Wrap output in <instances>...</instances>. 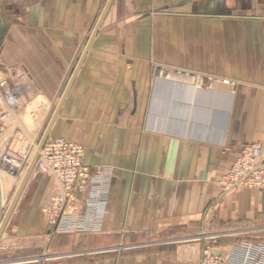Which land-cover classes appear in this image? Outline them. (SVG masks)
<instances>
[{"label":"crops","instance_id":"1","mask_svg":"<svg viewBox=\"0 0 264 264\" xmlns=\"http://www.w3.org/2000/svg\"><path fill=\"white\" fill-rule=\"evenodd\" d=\"M108 1L0 0V80L23 89L13 108L0 88V161L41 139ZM153 62L196 68L205 87L139 85ZM31 105L33 131L19 119ZM182 116L184 126H161ZM50 136L82 144L86 164L111 166L122 190L112 188L100 233L51 235L41 208L54 179L33 171L0 264H200L209 236L263 226L264 189L224 194L218 182L244 145L260 143L264 161V0H113ZM3 181L0 171V212ZM241 235L212 251L251 239H232Z\"/></svg>","mask_w":264,"mask_h":264},{"label":"built area","instance_id":"2","mask_svg":"<svg viewBox=\"0 0 264 264\" xmlns=\"http://www.w3.org/2000/svg\"><path fill=\"white\" fill-rule=\"evenodd\" d=\"M0 88L11 107L19 108L23 89L18 86L10 87L7 79L0 80ZM37 144L38 142L30 143L23 139L19 150H8L2 156L0 170L3 169L12 176L17 175ZM34 172L54 179L50 202L41 208L48 218L51 235H90L102 231L110 211L109 198L114 185L111 166L91 167L85 162V148L82 144L64 136H49L39 153ZM218 184L224 194L243 188L264 189L262 145H244ZM236 233L226 231L209 236L211 243L202 248L200 264H264V241L243 239L233 244L227 255L212 251L218 238Z\"/></svg>","mask_w":264,"mask_h":264},{"label":"rangeland","instance_id":"3","mask_svg":"<svg viewBox=\"0 0 264 264\" xmlns=\"http://www.w3.org/2000/svg\"><path fill=\"white\" fill-rule=\"evenodd\" d=\"M165 80V81H171V82H187L188 80H190L193 84V88L196 89V91L200 90L201 88L205 87V85H203L202 83H200L201 79H202V74L200 73V71L196 68H193V69H182V68H176V67H173L172 65H169L167 63H160V62H153L152 64V69L151 71L145 73V72H141L139 71L138 72V82H139V85L141 84H144V82H142V80ZM208 79H209V76H208ZM207 79V80H208ZM184 105V103L188 104L187 105V109L191 110L196 104H197V101L195 100L194 102H180ZM168 106H169V103H167ZM174 105V103H173ZM151 107V104H148L146 105V114H148V110L149 108ZM178 113V112H177ZM149 115V114H148ZM22 124L26 125L28 127V129L30 131H33L35 129V123H32L31 121H29V119H25L23 120L21 117H19ZM174 122L171 123V122H168L169 120L167 118L164 119L163 121V124L161 126H168V125H177L176 123H178L177 126H180L181 125H185L187 124L186 121H187V117L186 116H182L180 118H174ZM27 120V121H26ZM188 120H191V116L188 117ZM35 122V121H34ZM30 123L33 125H30ZM145 123V121H144ZM38 142V141H37ZM27 164V163H26ZM25 164V166H26ZM25 166H24V169H25ZM121 170V169H120ZM122 170L119 171L118 175L120 177H122V174H121ZM125 172V171H124ZM3 173V177H5L6 174L8 173ZM126 173V172H125ZM125 173L123 175H125ZM116 175V174H115ZM9 176V182L8 183H5V181H3V190H2V193L3 195H12V193H8L9 192V189H10V184H11V181H13L12 179V175ZM122 190V183L120 181H117L116 177H115V180H114V185H113V191L117 194H120ZM239 191V190H238ZM236 192V191H235ZM10 198V197H9ZM5 200H3L4 202ZM244 231H247V230H235L234 232H237L236 234L237 235H241L244 233ZM221 233V232H219ZM251 238L249 240H252V241H264V225L263 226H255V227H250L249 231L247 234H244V235H241L239 237L237 236H234L232 237V239H239V238ZM221 240V238H218L217 241ZM186 243H189V242H186Z\"/></svg>","mask_w":264,"mask_h":264},{"label":"water","instance_id":"4","mask_svg":"<svg viewBox=\"0 0 264 264\" xmlns=\"http://www.w3.org/2000/svg\"><path fill=\"white\" fill-rule=\"evenodd\" d=\"M112 1L113 0H109L108 1V3L106 5V7H105L100 19H99V21H98V23H97V25H96L91 37H90V39L88 41V44H87V46H86V48L84 50V53H83L78 65H77V67H76V69H75V71H74V73H73V75H72V77H71V79L69 81V84H68V86H67V88H66V90H65V92H64V94H63V96L61 98V101L59 102V104H58V106H57V108H56V110H55V112L53 114V117L50 120V122H49V124H48V126H47V128H46V130H45L40 142H39V146H38V150L39 151L36 152V154L34 155L32 161H31V163H30V165H29V167H28V169H27V171L25 173L23 181H22V183H21V185H20V187H19V189H18V191L16 193V196L14 197V199H13V201H12L10 207H9V210H8L7 214H6L3 222L0 225V237H1V234H2L3 230L5 229V227L7 225V222L9 220V218H10V216H11V214H12L14 208H15V206H16V203H17V201L19 199V196L21 195V192L23 191V188L25 187L29 177L33 173V169H34L35 163H36V161L38 159L39 153L42 150V148L44 147L46 141L48 140V138L50 136L52 127L54 125V122H55V120H56V118H57V116H58V114H59V112H60V110H61V108H62V106H63V104H64V102H65V100L67 98V96H68V94H69V91H70V89H71V87H72V85H73V83L75 81V78H76V76H77V74H78V72H79V70H80V68H81V66H82L87 54H88V51L91 48V45H92L97 33L99 32V29H100V27H101V25L103 23V20H104V18L106 16L111 4H112Z\"/></svg>","mask_w":264,"mask_h":264},{"label":"bare ground","instance_id":"5","mask_svg":"<svg viewBox=\"0 0 264 264\" xmlns=\"http://www.w3.org/2000/svg\"><path fill=\"white\" fill-rule=\"evenodd\" d=\"M32 105L29 107V109H28V113H27V116H25V117H27L26 119L28 120L29 119V121H31L32 122V119H31V115H30V113H31V110H32ZM57 108V107H56ZM56 110V109H55ZM55 112V111H54ZM26 120V121H27ZM30 125H32L31 123H30ZM33 126V125H32ZM44 134V133H43ZM43 136V135H42ZM42 138V137H41ZM41 140V139H40ZM40 140L38 141V144H37V146L33 149V151H32V154H31V156H30V158H29V160L27 161V164H26V166H25V169H24V172H23V174H22V176L20 177V179H19V181H18V183H16L17 184V186H16V188H15V190H14V192L12 193V195L10 196V198L8 199V200H6V201H2V210H1V212H0V225H1V223L3 222V220H4V218H5V216H6V214H7V212H8V210H9V207H10V205H11V203H12V201H13V199H14V197L16 196V193H17V191H18V189H19V187H20V185H21V183H22V181H23V178H24V176H25V173H26V171H27V169H28V167H29V165H30V163H31V161H32V159H33V157H34V155L36 154V152H38L39 150H38V146H39V142H40ZM36 164V163H35ZM34 168H35V166H34ZM1 172H4V173H7L5 170H3V169H1L0 170ZM33 171H34V169H33ZM0 184H1V182H0ZM26 186V185H25ZM25 188V187H24ZM24 188H23V190H24ZM23 192V191H22ZM22 192H21V194H22ZM21 196V195H20ZM20 196H19V198H20ZM19 200V199H18ZM18 202V201H17ZM17 204V203H16ZM15 209V208H14ZM14 211V210H13ZM13 213V212H12ZM12 215V214H11ZM11 217V216H10ZM10 219V218H9ZM9 221V220H8ZM8 223V222H7ZM7 226V225H6ZM4 231V230H3ZM3 233V232H2ZM2 235V234H1Z\"/></svg>","mask_w":264,"mask_h":264}]
</instances>
